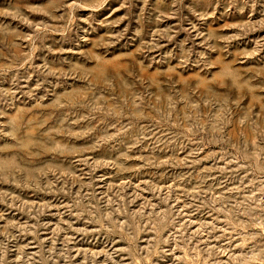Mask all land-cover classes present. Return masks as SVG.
<instances>
[{
	"label": "rangeland",
	"instance_id": "rangeland-1",
	"mask_svg": "<svg viewBox=\"0 0 264 264\" xmlns=\"http://www.w3.org/2000/svg\"><path fill=\"white\" fill-rule=\"evenodd\" d=\"M0 264H264V0H0Z\"/></svg>",
	"mask_w": 264,
	"mask_h": 264
}]
</instances>
